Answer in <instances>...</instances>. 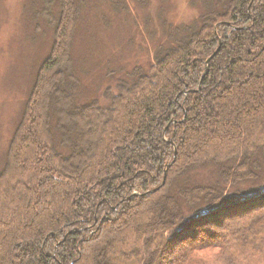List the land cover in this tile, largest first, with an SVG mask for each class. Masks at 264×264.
I'll use <instances>...</instances> for the list:
<instances>
[{
    "label": "trees",
    "instance_id": "obj_1",
    "mask_svg": "<svg viewBox=\"0 0 264 264\" xmlns=\"http://www.w3.org/2000/svg\"><path fill=\"white\" fill-rule=\"evenodd\" d=\"M53 1L55 42L0 171V264H264V0L208 7L83 105L82 0ZM205 167L213 182L185 178Z\"/></svg>",
    "mask_w": 264,
    "mask_h": 264
},
{
    "label": "rangeland",
    "instance_id": "obj_2",
    "mask_svg": "<svg viewBox=\"0 0 264 264\" xmlns=\"http://www.w3.org/2000/svg\"><path fill=\"white\" fill-rule=\"evenodd\" d=\"M221 1L82 0L71 47L80 80L78 104L110 100L112 93L107 92L116 94L121 76L125 78L134 66L146 69L161 46L173 43L170 34L175 28L192 24ZM58 19L57 1L0 0V171L6 166L10 142L37 74L50 57L55 42L53 22ZM216 170L201 168L185 178L213 182Z\"/></svg>",
    "mask_w": 264,
    "mask_h": 264
},
{
    "label": "water",
    "instance_id": "obj_3",
    "mask_svg": "<svg viewBox=\"0 0 264 264\" xmlns=\"http://www.w3.org/2000/svg\"><path fill=\"white\" fill-rule=\"evenodd\" d=\"M218 51H219V48H217V50L214 52V54H212V56H210V58L206 61V69H207L206 71H208V66H209V62H210V60L216 55V53H217ZM184 93L187 94L188 92H184ZM166 179H167V174H165L164 179H163L161 185L158 186L157 188L151 190L150 193H155V192L158 191L161 187H163V186L165 185V183H166Z\"/></svg>",
    "mask_w": 264,
    "mask_h": 264
}]
</instances>
